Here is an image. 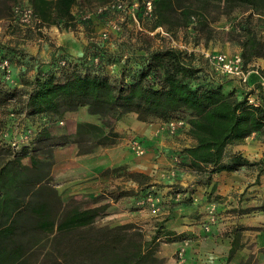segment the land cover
<instances>
[{"label":"trees","instance_id":"1","mask_svg":"<svg viewBox=\"0 0 264 264\" xmlns=\"http://www.w3.org/2000/svg\"><path fill=\"white\" fill-rule=\"evenodd\" d=\"M9 1L0 0L4 5ZM77 2L31 0V5L41 24L64 22L69 27ZM240 8L250 11L249 18L256 14L264 19V0H153L152 28L165 27L168 31V27L194 23L200 29L211 30L210 20ZM212 14L215 16L211 19ZM238 27L241 34L235 30L229 33L238 35L247 67L255 57L264 55V38L250 25ZM130 47L123 43L111 49L90 40L81 54L74 55L57 46L30 81L20 80L29 86L26 92L7 86L9 81L0 73V264H164L158 254L160 241L182 240V234L165 228L163 223L158 224L151 238L135 222L97 226L96 219L107 214L109 203L89 207L75 199L64 203L52 185L56 147L74 142L79 153H89L100 145L114 143L119 132L112 123L129 113H136L143 122H167L177 119L180 112H189L186 123L194 143L184 147L179 156L184 155L187 167L205 178V182L199 179V184L208 185L215 173L243 166H257V178L264 170V157L256 162L235 150L227 154L230 145L264 131L261 82L257 84L258 92L243 90L238 97L237 90L226 80L227 75L218 77L207 66L195 64L181 48L161 46L138 53ZM19 94L26 95L23 102L27 116L50 120L87 106L89 113L108 120L104 125L109 129L80 121L77 138L51 134L46 127L39 130L28 126L24 132L32 129L35 133L29 141L22 137L21 144L11 142L8 129H4L9 124H5L1 114ZM252 95L256 96L254 102L250 101ZM91 131L97 134L96 144L82 148L81 136H88ZM25 158H29V164ZM128 175L139 187L148 178L141 172ZM147 192L141 189L142 195ZM107 195L103 197L116 200L134 195V191L118 188ZM255 209L264 211V202ZM25 234L35 250H24ZM238 247V241L233 240L229 258Z\"/></svg>","mask_w":264,"mask_h":264},{"label":"rangeland","instance_id":"2","mask_svg":"<svg viewBox=\"0 0 264 264\" xmlns=\"http://www.w3.org/2000/svg\"><path fill=\"white\" fill-rule=\"evenodd\" d=\"M115 2H121L125 9L109 8L106 11H100L101 8L111 6ZM16 4L28 5L31 4V0H10L5 5L0 2V56H7L11 63L12 79L7 80L9 81L7 86H16L23 92H26L29 86L22 85L20 80L30 81L38 68L49 59L52 51L57 46H63L66 50L72 51L73 49L69 47V44L75 45V48L84 49L90 40H94L104 43L111 49L126 43L131 46L130 48L136 49L138 53L144 52L147 48L174 46L185 50L195 64L207 66L210 70L216 72L219 77L223 74L216 70L208 59L209 56L216 53H225L227 55L241 54L240 39L238 35L235 36L234 34L232 36L229 33L230 30H235L238 34L241 32L238 25L240 27L250 25L259 37L264 38V19L256 14H252L249 18L248 14H250V11L245 8L237 9L229 15L217 16L216 20L212 19L215 16L212 14L210 16L212 20L209 23L211 30L208 28L200 29L198 25L190 23L189 25L172 29L168 27L167 31L165 27L153 30L152 17L146 14L145 0H78L73 9L75 18L69 27H66L64 22L59 25L47 26L41 24L39 20L29 25L24 24L14 15L13 7ZM76 50L74 49L73 51ZM110 68L112 66H109ZM247 69L249 71H258L262 76L261 81L254 82L250 74L248 82H242L233 76L226 77L228 83L237 90L238 97L242 96L241 93L244 91L254 89L258 92L257 84L264 82V55L255 57L247 65ZM25 97V94L23 96L19 94L16 99L10 100L2 109L1 114L5 124H9L4 129H8L12 138L11 142L18 141L20 144L23 142L24 129H27L28 126H35L39 129L41 124L39 126L37 123L43 124L44 121L46 122L44 118L39 116L32 117L25 114L23 102ZM251 98H255L254 100L256 101L255 95H252ZM11 111L15 112L13 117H10ZM130 114L137 118L136 113L127 115ZM178 114L177 119L180 120L186 121L189 117L188 111ZM96 116L98 119L96 124L108 130L109 128L104 125L108 120L101 118L99 115ZM50 121L54 122L52 125L54 126L60 121V118H52ZM117 122L113 121L112 123L114 129L117 127ZM60 123L62 124L63 122ZM145 123L153 124L151 125L153 137H143L131 128L119 133V137L124 138V143L133 155L134 163L139 168L147 166L151 171H149V174L144 173L148 178L144 179V185L139 187L129 177L130 171H128L127 165L122 166L123 177L120 179L119 185L125 190H133L134 197L133 199H122L118 207L111 205L110 218L112 220L109 223L110 225L118 224L119 222H135L144 231L146 237L151 238L157 230L158 224L163 223L166 228V222L171 217L174 220L177 219L175 213L179 209L194 215L200 214L201 217L206 215L208 224L215 223L218 219L222 220L223 216L231 218L234 215L253 214L260 211L255 208L264 202V170L257 178V166H245L246 179H242L243 182L236 187L237 190L222 194H215L213 190H210L212 182L209 184L210 186L200 184L203 187L202 190H205L204 200H202L203 197H198L197 194H194V191L199 184L198 180L205 182V178L195 174L193 170L187 167L186 162L183 161L184 155L182 157L179 156V152L184 147L194 143V140H189L192 137L189 135L188 124L171 133L166 126V121L154 120ZM72 136L76 137L77 134L75 133ZM96 136L95 131H91L88 136H81L84 139L82 148L95 145L97 142ZM134 136L142 138L146 148L145 154L137 155L132 151L130 141ZM238 144L237 146L230 145L227 148V154L240 148V150L246 151L245 154L247 157L249 156L250 161L257 162L264 157V131L253 133ZM26 159L29 160V158ZM113 177L115 178L117 175ZM113 184H115V181L111 180V185ZM257 184H260L261 187H257ZM111 188L115 187H109V189ZM141 189L148 190L147 194L142 195ZM149 194L154 197L155 206L159 208V211H152V207L148 203H139ZM201 200L202 203L200 202ZM205 203L209 204L205 205ZM129 208H136L140 213L135 216H128L124 212H117L119 209ZM246 210L249 211L245 212ZM259 214L264 216V211L259 212ZM211 215L215 217L214 222H210ZM227 226L222 236L224 238L229 233L234 234L239 225L232 224L230 227L229 225ZM182 236L181 245L177 250L181 247L186 250L190 244L191 239L189 236H184L183 234ZM163 240L165 239L160 241L158 250L161 244L164 243ZM240 241H243L244 245L246 244L250 250H253L255 241L251 233L247 235L242 232ZM162 259L165 262V258L162 257Z\"/></svg>","mask_w":264,"mask_h":264},{"label":"crops","instance_id":"3","mask_svg":"<svg viewBox=\"0 0 264 264\" xmlns=\"http://www.w3.org/2000/svg\"><path fill=\"white\" fill-rule=\"evenodd\" d=\"M69 47L73 50L77 49L76 51L69 50L73 54L79 55L83 52L82 48H75V45L69 44ZM250 77L254 82L261 81L262 79V76L256 70L250 71ZM50 120L47 119L43 124L37 123L39 126L41 124L39 130L47 127L48 131L54 135H73L77 132V125L80 121L98 123L97 116L89 113L87 106H83L75 111H67L54 126H52L54 122ZM60 122L63 123L61 124ZM151 125L153 124L141 122L130 114L117 122L115 130L122 133L125 129L131 128L143 137L150 138L153 137ZM189 140L193 141L192 138ZM237 145L239 144L235 146ZM235 151L250 159L249 156H246V151L240 150V148H237ZM53 159L54 162L51 167L52 185L57 189L64 203L73 199L83 203L87 207L109 203L107 214L96 219L95 224L97 226L111 222V205L118 207L122 199H133L134 197L133 195H128L116 200L111 197H103L108 196L107 192L111 191V189L122 188L119 185L120 179L123 177L122 166L127 165L130 172L139 171L149 174V171H151L147 166L139 168L134 163L135 159L129 152L122 137H118L114 143L109 145H100L89 153H79L77 144L70 142L56 147L53 151ZM24 162L29 164L30 160L25 158ZM245 168L243 166L239 170L215 173L211 186L208 184L210 190H213L215 194L237 190L236 187L243 182L242 179H246ZM115 175L117 177L114 178L113 176ZM111 180H114L115 184L111 185ZM109 187L115 188L109 189ZM257 187H261V185L257 184ZM202 188L198 184L194 194H197L198 197H203L202 200H204L205 190H202ZM202 200L200 201L201 203ZM208 204L205 203V205ZM119 210L117 212H124L128 216H135L140 213V211L132 208ZM179 211L175 213L177 215L176 220L171 217L166 222V228L175 231L177 234L188 235L191 239L190 244L184 251L181 260L177 258L176 254L177 249L181 245V240L162 243L158 254L165 258L164 264H264V216L259 214L261 211L253 214L234 215L231 218L223 216L222 220L218 219L217 222L210 224H208V217L206 215L201 217L200 214L186 213L182 209H179ZM232 224H238V229L235 230L234 234L229 233L226 238L222 237L225 229L228 227L227 225L230 227ZM242 232H245L247 235L250 233L253 235V240L255 241L253 250H250L246 244L244 245L243 241H240ZM23 239L24 250H35L34 246L28 241L29 238L26 234ZM233 240L238 241L239 247L229 258Z\"/></svg>","mask_w":264,"mask_h":264},{"label":"built area","instance_id":"4","mask_svg":"<svg viewBox=\"0 0 264 264\" xmlns=\"http://www.w3.org/2000/svg\"><path fill=\"white\" fill-rule=\"evenodd\" d=\"M109 8L117 9V10H124L125 6L121 2H115L111 4V6H105L101 8L100 11H106ZM145 8H146V14L151 15L152 9H153V0H145ZM13 12L15 17L24 24H31L38 19L35 17L33 12V7L31 4L28 5H21L16 4L13 7ZM210 62L214 65L216 70L227 76H233L240 79L242 82H248L249 80V74L250 71L247 69V67L243 64L242 56L241 54H232L227 55L225 53H216L212 54L208 58ZM0 73L3 74L4 78L6 80L12 79V71H11V63L9 59L3 58L0 56ZM262 85L264 87V82H262ZM255 98L250 97V101L254 102ZM14 114V113H13ZM187 124L186 121L180 120V119H171L166 122V126L168 127L169 131L171 133H174L178 130V128L182 127L183 125ZM33 130H28L22 137L23 141H29L34 136ZM14 145L16 143H13ZM131 149L134 153L137 155H143L146 152L145 144L142 140V138L138 136H134L130 141ZM139 203L145 204L148 203L152 207V211L156 212L159 211V208L155 206V199L152 197L151 194L147 195L145 198H143ZM215 217L213 215L210 216V222H214ZM185 249L181 247L177 251V257L182 260V257L184 255Z\"/></svg>","mask_w":264,"mask_h":264},{"label":"bare ground","instance_id":"5","mask_svg":"<svg viewBox=\"0 0 264 264\" xmlns=\"http://www.w3.org/2000/svg\"><path fill=\"white\" fill-rule=\"evenodd\" d=\"M57 33V32H56ZM57 35V34H56ZM58 36V35H57Z\"/></svg>","mask_w":264,"mask_h":264}]
</instances>
